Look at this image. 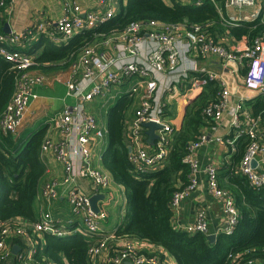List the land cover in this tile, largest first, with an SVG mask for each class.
I'll list each match as a JSON object with an SVG mask.
<instances>
[{"label": "built area", "instance_id": "obj_1", "mask_svg": "<svg viewBox=\"0 0 264 264\" xmlns=\"http://www.w3.org/2000/svg\"><path fill=\"white\" fill-rule=\"evenodd\" d=\"M15 1L0 0V9ZM111 1L98 0L97 9L83 12L75 3L62 0V14L53 24L40 23L22 33H0V58L15 72L12 94L0 114V137L17 134L30 103L38 98L34 89L46 83L43 75L32 73L39 64L32 53L22 51L25 44L37 43L46 36L60 47L95 31L116 16ZM180 2L188 4L190 1ZM210 2L216 7L213 0ZM200 5L196 3L197 7ZM223 9L253 10L251 20L246 21L251 22L260 12L264 13V0H225ZM217 12L221 16L219 9ZM240 23L233 18L225 22L227 27H238ZM209 28L208 24L188 21H130L119 31L95 34L90 43L70 56L69 74L62 82L65 87L63 107L50 121L61 138L59 141L44 138L40 146V155L51 153L62 167V177L47 183L41 189V197L48 204L60 196L64 198L70 221L61 225L49 212L42 213L33 222L0 221V263L12 259L13 264H56L41 256L47 235L61 240L81 236L88 242L87 264H169L165 255L158 258L146 253L142 249V244L146 243L113 237L124 217L126 198L123 187L116 185L100 167L102 154L99 158L92 154L95 142L103 138L93 113V105L97 107V103L103 108L112 106L124 96L131 100L130 118L125 119L123 132L127 161L136 174L153 173L163 166L172 134L177 130L168 113L171 101L178 98L187 107L214 82L219 88L217 100L206 104L202 115L213 123L219 122L229 97L220 72H241L243 87L259 95L263 108L257 117H252L242 110V105H237L230 114L229 132L214 142L232 156L237 142L245 139L247 145L237 165L238 174L245 178L250 188L264 190V33L252 40L242 37L236 41L227 34L219 39ZM211 59L218 61L222 67L220 72L200 65ZM146 124L160 127L154 132L156 139L152 147L142 145ZM207 142L206 136L200 134L187 147L182 162L189 168L188 184L171 198L173 226L176 229L180 205L196 189L197 174L202 172L206 176L208 193L220 202L224 226L210 234L204 213L198 212L190 226L176 230L205 237L230 236L240 220L234 198L219 187L215 166L201 169L193 158L194 152ZM77 180L88 183L89 193L84 192ZM1 184L0 178V196ZM97 195H103V199L96 202L97 212H94L90 198ZM111 204L118 209L119 221L116 228L108 232L103 224ZM14 248H18L15 254ZM245 253L249 256L245 264H264L259 257L264 249H249ZM225 264H237V256L229 253Z\"/></svg>", "mask_w": 264, "mask_h": 264}, {"label": "trees", "instance_id": "obj_2", "mask_svg": "<svg viewBox=\"0 0 264 264\" xmlns=\"http://www.w3.org/2000/svg\"><path fill=\"white\" fill-rule=\"evenodd\" d=\"M119 12L107 24L95 31L69 41L67 45L57 47L48 39H41L32 47L30 53L43 48L36 58L39 65L64 62L70 63V56L90 43L95 34H108L119 31L130 21L157 20L165 23L208 24L213 36L227 31V36L240 40L245 37L252 40L264 33V13L251 22H241L238 27L220 28V16L217 9L223 11L225 0H189L182 4L180 0H117ZM200 2V6L196 3ZM0 21V33L3 30ZM223 30V32L221 31ZM14 71L9 63L0 58V114L4 110L11 94ZM219 88L214 82L184 110L181 126L174 130L171 146L160 170L153 173L136 174L127 161V148L124 141V122L131 109V100L121 97L106 111L107 148L101 157V167L112 181L124 189L126 209L120 226L114 232V239H128L158 246L165 251L176 264H225L229 253L237 256V264H245L249 258L246 250L264 249V190L250 188L242 176L232 177L229 191L234 198L240 220L232 235L215 237L210 244L201 234H188L176 230L173 226V214L170 201L174 193L188 184L189 168L182 160L187 147L201 134V128L211 121L202 115L203 107L217 100ZM249 104V103H248ZM258 113L263 108L261 98L256 102ZM46 129L32 135L23 144L0 137V221L23 219L33 222L35 214L33 203L38 195L39 183L44 174L41 162L40 146ZM245 139L236 144L233 154V166L237 167L243 155ZM220 187V186H219ZM221 188V187H220ZM223 189V188H222ZM45 244L41 256L56 264H87L88 242L81 236L55 239L44 236ZM161 257L158 253H151ZM264 260V254L259 256Z\"/></svg>", "mask_w": 264, "mask_h": 264}, {"label": "crops", "instance_id": "obj_3", "mask_svg": "<svg viewBox=\"0 0 264 264\" xmlns=\"http://www.w3.org/2000/svg\"><path fill=\"white\" fill-rule=\"evenodd\" d=\"M75 3L83 11H91L98 8V0H67ZM62 0H16L10 6H6L0 9V21L3 22L4 26L7 25L10 32L22 33L27 29L35 27L40 23H54L62 14L61 9ZM118 1L112 0L111 6L114 8H119L117 6ZM118 13L119 10L116 9ZM253 10H242L236 11L234 9H223L220 11L222 20H220V28L226 29V21H230L233 18L237 23L250 21V16L253 14ZM3 26V29H4ZM223 32V30H221ZM3 33V30H2ZM226 30L224 33H218V38H222V35H226ZM220 36V37H219ZM46 37V36H45ZM44 36L40 38L45 39ZM53 42V41H52ZM230 43V41H229ZM35 45L34 42L31 44L26 43L22 51L30 53L32 47ZM58 47V46H57ZM43 51V48H39L34 51L31 55L37 58ZM200 65L205 66L208 69H212L216 72H220L221 66L217 60L211 59L206 62H201ZM70 64H64V62L52 63L47 65H39L38 67L32 69L33 74H41L46 78V83L34 89V93L37 95V99L30 103V106L24 116L22 126L29 123L26 118L28 117H39L45 119L47 115L50 116L49 120L46 121L45 128L46 139L50 141H59L61 136L57 131L51 126L50 119L58 113L63 107V98L65 95V87L63 85V80H65L69 74ZM220 79L226 86L229 97L227 105L223 111L222 118L219 122H210L201 128V134H204L208 142L198 148L194 154L193 158L198 162L201 169L208 165H213L217 168V178L218 185L231 193L229 191L230 179L232 177L239 176L237 167L233 166L232 156L227 155V149L223 146L216 144L214 140L218 137H224L229 132V122L231 118V111L237 105H242V110L248 113L252 117H257L259 109L254 110V106L257 107L256 102L260 99L259 95L255 92L246 90L242 84L241 72L232 73L222 70ZM249 103V104H248ZM172 107L169 109V115L173 118L172 124L178 130L181 126L183 119V111L186 107L183 106V102L178 98L171 101ZM106 114V113H105ZM130 112L126 115V119H129ZM102 119L100 116L99 121ZM100 129L103 132L102 122H99ZM146 129L143 133L142 145L144 147H152L153 145L148 144ZM107 132V131H106ZM125 137V133H124ZM6 140H13V142H18L16 135L2 137ZM104 134L102 140L96 141L93 148L92 154L97 157L95 151H101L104 142ZM126 144V142H125ZM41 162L44 167V174L39 183L38 195L33 203V210L35 214V220L39 218L42 213L49 212L54 220H57L61 225H65L70 221L68 214V206L64 198L61 196L52 201L51 203H46V201L41 197V189L49 182L59 180L62 177V167L55 160L51 153L41 154ZM264 157V156H263ZM101 167V166H100ZM102 168V167H101ZM78 185L84 190V192L89 193L88 183L83 180H77ZM61 193V191H59ZM115 197V192L112 190ZM232 194V193H231ZM60 195V194H59ZM106 205V204H105ZM113 205H110V208ZM115 210L111 212L114 215L115 220L119 221L118 209L113 207ZM198 212H202L205 215L207 225L209 227L210 234H214L216 231L223 228V217L221 214L220 202L214 199L207 191V181L204 173L200 172L197 174V187L191 192L188 197L183 200L179 208V214L176 218L175 227L180 229L181 227L190 226L194 221V218ZM110 214L108 213L107 221L109 220ZM20 222H27V220L17 219ZM115 226H109L103 224L104 230L110 232L116 228ZM142 249L146 253H158L161 256L165 255V258L169 264H176L175 261L163 251L158 246H151L147 244H142ZM0 264H13L12 259H8Z\"/></svg>", "mask_w": 264, "mask_h": 264}, {"label": "rangeland", "instance_id": "obj_4", "mask_svg": "<svg viewBox=\"0 0 264 264\" xmlns=\"http://www.w3.org/2000/svg\"><path fill=\"white\" fill-rule=\"evenodd\" d=\"M117 6H118V4H117ZM116 9L118 10V8H116ZM97 105L99 106L98 103H97ZM98 106L95 107V104L93 105V107H94L93 108V113L96 116L98 122H100V121L102 122L103 134H104V139H105L104 140L105 145H103V147H102V149H101L100 152H98V150L95 151V153L97 155V158H99L100 154H103V152L107 148V143H108V140H107V132H106V128H107V117H106V114L105 113H106L107 109L111 105L109 107H103V108H99ZM129 112L131 113V111H129ZM101 115H102V119L99 121ZM50 116H51V114H50ZM50 116L47 115L45 119H41V118L36 117V116L29 117V118L27 117L26 120L29 123H27V124H25L23 126L21 124V126L17 130L16 137L18 138V143L19 144L25 143V141H27V139H29V137H31L32 135L36 134L40 130L44 129L45 128L46 121L49 120ZM51 119H50V121H51ZM4 142H6V141L4 140ZM114 210L115 209L113 207H111L108 210V213L110 214V217H109V220L105 222V224H107L109 226H115L117 224V221L115 220L114 215L111 213V212H114Z\"/></svg>", "mask_w": 264, "mask_h": 264}, {"label": "water", "instance_id": "obj_5", "mask_svg": "<svg viewBox=\"0 0 264 264\" xmlns=\"http://www.w3.org/2000/svg\"><path fill=\"white\" fill-rule=\"evenodd\" d=\"M3 33L4 34H9L10 33V30L8 28L7 25L4 26V29H3ZM186 107V106H185ZM185 110V109H184ZM144 128L147 130L146 131V136H147V142L148 144L150 145H153V142L154 140L156 139V135L154 134L155 131H157L158 129H160V127L154 125V124H146L144 125ZM252 166L254 167L255 166V163L253 162L252 163ZM103 199V195H97V196H92L90 198V207L91 209L94 211V212H97V208H96V202L98 200H102ZM207 241L210 243V244H213L214 240H215V236L214 235H209L206 237ZM18 251V248H14L13 249V253L15 254V252Z\"/></svg>", "mask_w": 264, "mask_h": 264}]
</instances>
